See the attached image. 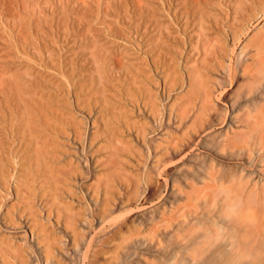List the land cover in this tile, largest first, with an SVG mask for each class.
I'll return each mask as SVG.
<instances>
[{"label": "rangeland", "instance_id": "374dc122", "mask_svg": "<svg viewBox=\"0 0 264 264\" xmlns=\"http://www.w3.org/2000/svg\"><path fill=\"white\" fill-rule=\"evenodd\" d=\"M259 58L264 0H0V264H264Z\"/></svg>", "mask_w": 264, "mask_h": 264}, {"label": "clouds", "instance_id": "9594fccd", "mask_svg": "<svg viewBox=\"0 0 264 264\" xmlns=\"http://www.w3.org/2000/svg\"><path fill=\"white\" fill-rule=\"evenodd\" d=\"M264 84V77L255 82V87L259 88ZM247 182L246 174L232 176L226 182H218L213 190L212 196L215 201L223 200L225 203V215L228 219H239L248 209L245 208V199L242 195L244 192V185ZM226 230L222 227L216 229L215 239L223 238ZM251 256L247 253L238 252L236 264H250ZM176 264V261H173Z\"/></svg>", "mask_w": 264, "mask_h": 264}, {"label": "bare ground", "instance_id": "6f19581e", "mask_svg": "<svg viewBox=\"0 0 264 264\" xmlns=\"http://www.w3.org/2000/svg\"><path fill=\"white\" fill-rule=\"evenodd\" d=\"M170 19V18H169ZM172 19V18H171ZM183 32H185V31H183ZM186 32H188V31H186ZM183 35V34H182ZM186 51H187V49H186ZM188 52V51H187ZM181 58V57H180ZM228 67H229V65H228ZM231 67V66H230ZM232 72V69H230V73ZM187 73V72H186ZM262 77H264V63H263V61L259 58V59H257L256 60V63H255V65H254V68H253V70H250V72H249V79H250V81L251 82H256L258 79H260V78H262ZM188 78V77H187ZM65 79V78H64ZM66 81V80H65ZM204 86V85H203ZM202 86V87H203ZM226 89V88H225ZM256 90H258V89H256ZM223 91H225L224 89H223ZM253 93V92H255L253 89H248V93ZM223 93V92H222ZM247 106H246V110H244L245 111V117H246V120L245 121H247V122H249V121H251L252 119H254L258 114H257V111H258V109L256 108V104H254L255 106H249V104H246ZM145 107V106H144ZM256 112V113H255ZM8 131V130H7ZM15 132V131H14ZM16 133V132H15ZM205 133V132H204ZM18 135V134H17ZM244 138L242 137V135H240V136H237L236 138H235V144H240V143H243L244 142ZM33 149V148H32ZM150 149V148H149ZM30 150V149H29ZM186 153V152H185ZM184 153V154H185ZM163 154V153H162ZM12 158V157H11ZM24 158V157H23ZM18 161V160H17ZM15 165V164H14ZM20 165V164H19ZM10 168V167H9ZM12 170V169H11ZM11 174V173H10ZM12 175V174H11ZM10 175V176H11ZM9 182V181H8ZM67 189V188H66ZM203 190H201V192H202ZM45 192V191H44ZM211 200V204L213 203V201H212V199H210ZM209 200V201H210ZM66 205V204H65ZM107 210H108V208L107 207H102L101 208V213L98 215V218L102 221V220H104V218H105V215H106V212H107ZM89 213H90V215H93V212L92 211H89ZM182 218H184V215H182ZM240 218H243L242 217V215H241V217ZM118 219V218H117ZM112 220H113V217H111V221H109V222H112ZM116 220H114V222H115ZM89 227H91V225H93V223L90 221L89 222ZM108 225V224H107ZM100 226H102V225H100ZM106 226V225H105ZM194 225H190L188 228H186V229H184V231H183V233H182V237L183 238H186V237H188V235L189 234H192V235H195V237H194V239H193V245H195L194 247L196 248V246H198V245H201V244H203L205 241H207V239H212V238H214L215 237V234H213L212 235V233H211V231H210V229H208V228H206L205 227V230H203V232L202 233H198V235H197V233L195 234V230H194ZM99 230V229H98ZM115 231H117V229L115 228V229H113L111 232H115ZM94 232V231H93ZM137 232V231H136ZM139 232V231H138ZM137 232V233H138ZM193 232H194V234H193ZM93 234V233H92ZM204 234V235H203ZM202 235H203V238H202ZM91 236V235H90ZM90 238V237H89ZM189 239V238H188ZM215 239V238H214ZM42 241V240H41ZM78 241V238H77V236H76V233H75V235L73 236V242L75 243V242H77ZM93 241H94V239H93V235H92V237L87 241V247H86V249L84 250V258H88L89 256H90V253H91V248H92V245H93ZM43 245H44V249H45V257H46V259L47 258H49V252H50V248H49V246L48 245H46V244H44L43 243ZM194 247H191L190 248V250L188 249V253H190L189 251H194L195 250V248ZM235 247V249L238 251V252H240V251H242V248H241V246L240 245H236V246H234ZM82 255H83V253H82Z\"/></svg>", "mask_w": 264, "mask_h": 264}]
</instances>
